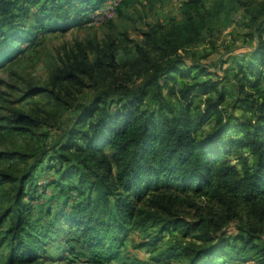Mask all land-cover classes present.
<instances>
[{
	"label": "trees",
	"instance_id": "16d2710c",
	"mask_svg": "<svg viewBox=\"0 0 264 264\" xmlns=\"http://www.w3.org/2000/svg\"><path fill=\"white\" fill-rule=\"evenodd\" d=\"M31 1L36 27L52 32L80 24L87 11L94 12L105 2ZM20 10L23 7L14 0H0V69L33 38V27L20 21ZM211 12L204 0H186L180 20L150 25L131 63L134 76L147 75L142 83L131 85L133 76L128 75L127 80H117L106 93L82 105L74 121L77 127L68 130L66 140L50 155L36 158L21 175L15 203L6 210L12 224L8 230L10 260L34 259L43 234L47 237L53 232L64 241L77 243L89 262L102 264L120 257L131 230L151 228L155 233L149 241L154 243L161 241L163 233L179 228L183 237L194 231L201 233L195 235L201 245L186 247L188 251L182 255L187 257V264H219V259L225 258L264 264V94L259 89L264 79L259 71L264 67L260 38L264 2L259 11L261 19L254 24L259 34L257 49L249 61L239 65L243 77L234 75L237 93L243 94L242 102L251 109L249 116L228 110L223 105L226 91L211 78L191 76L190 83L171 92L176 104L162 95V85L176 74L190 76L195 70L210 75L192 58L189 63L186 55L191 46L202 41L214 16ZM107 48L106 61L97 58L93 65L89 57L92 48L78 43L53 70L50 85H83L81 77L86 74L92 78L95 67L116 68L111 42ZM151 89L154 106L146 102ZM44 90L33 88L32 92ZM111 96L117 97L113 105L107 102ZM196 97L200 99L195 102ZM10 119L27 133H33L41 123L19 111ZM208 122L211 126L205 128ZM47 160L50 164L46 167L53 170L47 184L56 188L52 196L57 200L54 207L43 204L48 216L43 233L37 231L42 226L29 218L31 205L20 200L25 196L36 199L34 193L43 184L33 182L25 192L27 181ZM73 177L76 183H72ZM15 179L0 173V182ZM71 192L81 199H71ZM192 197L215 205L230 219L243 220L239 234L227 235L207 217L195 221L181 217L183 205Z\"/></svg>",
	"mask_w": 264,
	"mask_h": 264
},
{
	"label": "rangeland",
	"instance_id": "374dc122",
	"mask_svg": "<svg viewBox=\"0 0 264 264\" xmlns=\"http://www.w3.org/2000/svg\"><path fill=\"white\" fill-rule=\"evenodd\" d=\"M14 1L17 6L23 7L20 10V21L26 27H33V38L22 44V52L0 69V173L16 178L10 182H0V264H94L88 261L86 251L77 243L64 241L53 232L47 237L43 234L34 259L20 262L10 260L8 230L12 224L6 210L9 211L15 203L18 180L32 162L43 155H50L51 151L53 153L66 140L68 130L72 126L77 127L74 121L82 105L89 104L95 96L106 93L115 86L117 80L124 81L128 75L133 76L131 85L138 86L142 83L147 75L134 76L135 69L131 68V63L138 55L137 45H143L144 33L150 25L180 20L182 3L186 0H105L94 12L87 11L80 24L62 32L41 31L34 21L35 6L32 1ZM204 1L206 8L214 16L203 33L202 41L188 49L186 60L190 63L192 58L210 75L199 74L195 70L190 71V76L176 74L175 78L168 79L162 85V95L166 101L176 104L171 92H177L182 84L190 83L191 76L195 75L198 80L211 78L218 80V87L226 91L223 105L237 115L249 116L251 109L242 102L243 94L237 93V81L243 77L239 65L249 61V55L257 49L259 34L254 24L261 19L259 11L264 0ZM15 12L18 13V10ZM260 38L264 43V31ZM109 42L112 43L116 68L95 67L92 78L86 74L81 77L83 85L63 83L57 88L50 85L53 70L62 65L66 55L78 43L87 49L92 48L89 51L90 64L95 65L97 58L106 61L104 54L108 51ZM259 71L264 78V67L261 66ZM235 74L238 79L234 77ZM33 88L45 90L34 94ZM259 89L264 94V79L261 80ZM246 91L253 93L250 89ZM55 94L60 98H56ZM151 94L152 89L146 102L154 106L155 100L150 97ZM116 99L117 97L111 96L107 102L113 105ZM199 99L196 97L194 101ZM15 111L36 117L41 123L33 133L24 132L16 128L18 123L10 119ZM211 123L208 122L204 127H210ZM49 164L47 160L44 168L32 180L27 181L25 192L32 188L33 182L43 184L34 193L36 199L29 200L25 196L20 200L21 203L28 202L31 205L29 218L42 226L37 231L41 229L43 233L46 229L45 219L48 217L43 204L48 203L50 207H54L57 200L56 196H52L56 188L47 184L48 178L53 174V170L46 167ZM76 180L73 177L71 181L76 183ZM70 195L71 199H81L74 192ZM53 212L54 210L51 213ZM180 216L187 221H195L200 217L210 218L231 236L239 234V227L243 226V220L228 218L225 212L202 198L187 199ZM211 227L213 230L216 226ZM154 233L151 228L144 232L129 231L120 257L102 264H187V257L182 256L188 251L186 247L196 248L201 245L200 240L195 237L201 234L197 231L183 237L179 228H173L162 234L160 242L152 243L149 236ZM169 247L171 249L167 252ZM218 262L257 264L226 258L219 259Z\"/></svg>",
	"mask_w": 264,
	"mask_h": 264
}]
</instances>
